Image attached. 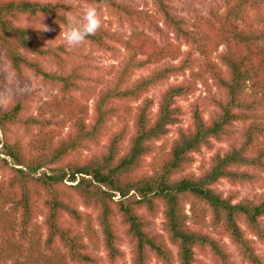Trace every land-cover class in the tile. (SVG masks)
I'll list each match as a JSON object with an SVG mask.
<instances>
[{
    "label": "trees",
    "instance_id": "16d2710c",
    "mask_svg": "<svg viewBox=\"0 0 264 264\" xmlns=\"http://www.w3.org/2000/svg\"><path fill=\"white\" fill-rule=\"evenodd\" d=\"M78 1L105 5L134 28L138 22L155 34L166 36L158 21L115 0ZM153 1L157 14L176 40L197 45L201 57L196 58L191 50L182 51L174 42L162 45L147 34L138 33L137 38L124 40L123 36L100 28L84 42L119 55L111 44L115 40L124 45L126 52L120 68L113 70L115 81L98 93L90 122L88 107L81 100L88 98V102L95 93L89 84L94 78L80 64L71 65V53L64 44L43 45L41 40L49 34L41 27L21 23L24 18L42 23L48 17L66 28L68 15L75 14V8L60 1L0 0V52L19 78L32 71L57 88L62 98L48 103L47 112L27 119L21 113L27 111L28 95L11 108L0 110V146L15 165L14 174L0 187V264H98L101 258L91 250L92 244L104 248L109 264H118L124 255L117 244V219L134 243L132 264H196L197 251H209L214 264H232L230 253L215 237L190 225L184 201L191 198L211 208L215 225L232 238L248 263L264 264V257L240 225L243 221L264 244V194L259 202L235 201V195L224 197L214 189L224 179L234 183L261 181L264 185V176L260 177L264 174V0L228 1L226 12L214 19L204 36L202 24L192 26L171 13L170 0ZM221 45L226 47L219 58L227 67V77L213 59ZM40 59L51 60L60 71L47 70ZM153 65L157 67L149 75L133 80L137 71ZM187 70L194 71L204 84L212 76L225 92V101L215 100L219 113L212 123L206 124L195 112L193 128H180L168 152L155 157L146 170V159L154 157L156 144L180 121L182 109L176 98L191 93L197 80L170 85L156 113L155 100L148 94L155 86ZM140 100L141 104L133 110L130 102ZM121 110L126 112L123 117ZM246 110L256 115L239 147L216 155L211 168L200 177H178L193 163L196 151L209 146L211 139L221 140L229 135V127L244 118ZM128 114H133L132 132ZM114 119L121 126L109 134L105 152L77 158V152L101 141L107 124ZM15 125H21L28 133L37 131L30 134L27 146L21 139L10 140L9 133ZM65 128L69 131L63 135L61 130ZM8 165V160L0 158L1 168ZM245 166L258 173L242 171L240 168ZM44 168H49V172L37 176ZM159 203L164 206V228L170 243L177 248V258L166 240L148 231L141 213L147 209L154 215ZM80 204L96 213L95 225L86 220L90 216L79 209ZM39 214L44 217L42 227L35 224ZM97 227L99 231L95 230Z\"/></svg>",
    "mask_w": 264,
    "mask_h": 264
},
{
    "label": "rangeland",
    "instance_id": "374dc122",
    "mask_svg": "<svg viewBox=\"0 0 264 264\" xmlns=\"http://www.w3.org/2000/svg\"><path fill=\"white\" fill-rule=\"evenodd\" d=\"M44 2H63L67 3L75 8V14L68 15L73 22L77 21L81 15V8L83 5L87 4L78 0H41ZM118 3H121L124 6H129L134 10L146 13L150 16L151 19H154L159 22V26L164 29L166 36L161 37L155 34L149 26H142L140 23L135 22L136 28L132 26L125 18L119 17L116 13L109 10L105 5L95 3L94 5L97 8L99 15L102 18V27L104 30L110 33L119 34L123 36L124 40L130 37L137 38L138 33L147 34L153 38H157L161 44L164 42H174L177 46H180L182 51L187 52L191 50L196 58L201 57L199 51H197V45H191L189 43H180L174 37V34L171 30L165 27L161 15L157 14V7L154 4L153 0H115ZM230 0H170L169 4L171 7V13L179 18H184L189 22L190 25L202 24L204 32L202 36L205 35V31H208L210 26L215 18H219L220 15L224 14L227 10V3ZM24 25L29 26H38L44 30V27L48 29L44 30L45 33L49 34L43 40L41 44L43 45H60L64 44L62 37L59 36L62 30L65 29L64 26H61L57 21H54L48 17H45V20L40 23L28 18H24L21 22ZM119 50V55H114L112 52H106L91 43L83 42L81 45L74 48H67V51L71 53V65L74 66L80 64L83 69L94 78V82H89L92 90L95 93H92L91 99L87 102L86 100H81V103L88 107L89 118L95 114V101L98 99V93L108 83H113L116 78V73L113 72L114 69L118 68L123 61V55L126 52V48L123 44L119 42H112ZM226 47L221 45L217 52L214 53L213 59L218 63L220 71L224 77H227V67L223 65L220 61V54L224 53ZM32 58H36L31 56ZM41 63L47 68V70L52 72H59L60 68L57 64H54L51 60L40 59ZM177 62V61H176ZM157 66L153 65L147 67L143 70L136 72L133 80L147 76L152 71L155 70ZM120 68V67H119ZM197 71V70H196ZM195 71V72H196ZM197 80L196 84H193V89L188 95H183L176 98V104L179 105L182 109V114L179 117V123L171 127L170 134L163 139L161 142H158L157 151L155 152L154 157H148L146 160L147 165L146 170L151 167L150 164L153 162L155 157L159 158L163 153H167L173 139L178 135L179 129L191 128L195 125V112H198L202 120L206 123H212L216 113H219L218 104L215 100L225 101V92L218 86V83L212 76H208V83L204 84L199 78L195 75L194 71L187 70L185 73L177 74L172 77L165 83L159 84L151 89L148 94L149 98L155 100V106L153 107V112L156 113L159 109V102L163 93L168 89L172 84H189L192 80ZM96 80H101V83H97ZM90 87V88H91ZM24 95H28L26 101L27 111L21 113L24 119L30 118L32 116H39L44 112H47L49 109L48 103H50L54 98L60 97L52 84L44 82L40 77L35 76L32 71L25 72V78L21 79L19 76L14 73L11 69V66L7 60V57L4 53L0 52V110H6L11 108L20 98ZM89 97V95H88ZM61 98V97H60ZM62 99V98H61ZM69 99V98H67ZM141 100L137 102H130V107L133 110L141 104ZM264 106V104H262ZM122 111V117L129 109H126V112ZM263 113L262 111H259ZM59 114V111H57ZM245 115L239 121H235L229 127V135L223 136L221 140L211 139L209 146H202L198 151H196L192 157L194 159L193 163L190 164L182 174L178 175H192L193 177L202 176L207 170L212 166L213 159L218 154H225L232 149V147H239L243 141V136L245 134L246 128L248 125L252 124L253 116L256 115L255 112L243 111ZM128 124L130 127V132H132V123H133V114H128L126 116ZM264 122V121H263ZM121 122L118 119H114L111 123L107 124V130L102 137L101 141L97 144H90L83 150L77 152L75 155L79 159H87L92 156H100L106 150V146L109 139V134L112 131L118 130L121 126ZM193 128V127H192ZM69 131V128L61 130V133L64 135ZM34 129L28 133L21 125H15L11 128V133H9V138L11 141L21 139L22 143L27 146L30 142V137L32 133H36ZM35 135V134H34ZM128 139L124 143V147L128 146ZM0 158L6 159L9 162L8 167H0V187L4 182L14 174L12 167L15 166L12 159L6 157L3 154V148L0 146ZM17 168V167H16ZM242 171L258 173L253 168L242 167ZM49 168L42 169L37 176L45 172H49ZM151 171V170H150ZM264 174H260V177H263ZM72 184V183H67ZM214 189L221 193L224 197L230 195H235V201L243 200H252L259 202L264 194V185L261 181L257 183L244 182V183H234L230 180H221L219 183L214 185ZM192 207H194V212H192ZM184 208L187 215L190 217V225L200 231H203L205 234H210L215 237L230 253L232 264H250L246 261L238 246L233 242L232 238L229 235L223 233V230L219 225H215V216L211 208L206 204L199 202L198 200L191 198L187 201H184ZM80 210L86 212L90 217H87V221H92L95 225V215L96 213L93 210L87 209L82 204L79 206ZM141 213L146 218L148 223V231L162 240H166L168 245L173 250L174 256L177 258V248L172 245L169 241V236L165 232L164 223V206L162 203L158 204L157 210L154 215H151L147 209H142ZM44 221L42 215L35 217V224H41ZM87 221L84 225H87ZM241 228L245 231L246 236L253 240L254 246L259 254L264 257V244L261 243L251 232L248 230L246 224L243 221H240ZM42 227V226H41ZM115 230L119 237L117 241L118 247L123 252V258H121L118 264H132L133 249L134 243L131 238L126 234V228L121 224L120 220L115 221ZM43 229V228H42ZM95 230L99 231L98 227ZM42 233H45L42 231ZM101 236V233L99 234ZM1 240V237H0ZM87 242H90L87 240ZM91 250L96 253V255L101 258L98 264H109L107 262L106 251L103 247L92 244ZM197 263L196 264H214V259L212 254L208 251L207 254L197 251ZM152 264H160L156 261H153ZM175 264H179L177 261Z\"/></svg>",
    "mask_w": 264,
    "mask_h": 264
},
{
    "label": "clouds",
    "instance_id": "9594fccd",
    "mask_svg": "<svg viewBox=\"0 0 264 264\" xmlns=\"http://www.w3.org/2000/svg\"><path fill=\"white\" fill-rule=\"evenodd\" d=\"M102 27V18L97 8L93 4H85L81 8V15L75 22L69 17L66 28L61 31L59 36L67 48H74L81 45L86 38L93 36ZM44 30L48 29L46 26Z\"/></svg>",
    "mask_w": 264,
    "mask_h": 264
}]
</instances>
